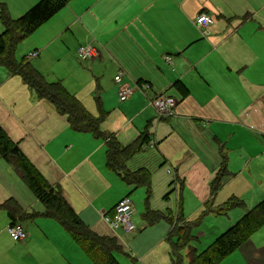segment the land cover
Wrapping results in <instances>:
<instances>
[{
    "label": "crops",
    "instance_id": "0c3cea01",
    "mask_svg": "<svg viewBox=\"0 0 264 264\" xmlns=\"http://www.w3.org/2000/svg\"><path fill=\"white\" fill-rule=\"evenodd\" d=\"M4 1L12 4L11 0L0 3L6 4ZM15 1L25 9L22 14L39 2ZM61 11L68 16L58 18L56 30L49 28L51 37L47 42L58 41L66 49L79 37L76 29H82L86 40L94 36L104 50L88 62L94 61L95 66L97 59H104L107 68L114 71V81L119 71L123 72L122 81H115V97L130 103L131 115L122 117L116 127L105 124L102 129L113 133L122 145L148 131L151 140L128 163L132 169L143 168L150 173V188L142 186L147 188L145 209L169 210L173 223L166 219L169 226L156 227L160 220L145 223L135 238L137 245L142 243L138 248L135 239L124 241L116 235L117 229L103 220V212L107 211L101 212V219L92 216L85 207L103 193L105 181L110 183L113 175L120 177L106 165L105 141L100 138L103 143L92 142V133L72 129L52 102L39 97L19 75L8 72V76L21 79L16 78V86L20 87L8 92L0 87V126L87 225L100 235L116 236L124 249L122 241L129 244L131 255H127L125 264H173L172 241L177 237L168 238L173 226L178 225L173 212L214 214L228 210L225 206L233 197L252 203L264 199V0H69ZM200 13L214 20L207 32H202L195 24L196 18H192ZM166 56L171 57L170 61ZM123 84L133 89L125 101L120 99ZM148 85L150 88L145 90ZM159 93L177 99L174 117H160L150 104ZM68 131L77 136L62 137L69 135ZM82 137L91 142L83 143ZM7 162L11 177L20 179V188L22 182L28 186ZM169 168L174 174L167 172ZM220 169L228 174L213 191L212 183ZM153 189L163 197L152 199ZM11 198L26 213L17 219L28 232L26 240L19 242L23 247L30 246L35 237L46 236L42 228L34 226L33 231L35 218L40 223L46 218L58 222L44 215L45 210H35L43 205L37 197L35 209L25 208L0 180V205ZM0 218L10 221L4 208H0ZM263 225L235 249L246 264H264ZM191 244L195 247L193 241ZM149 249L155 252L152 261L144 260L145 255L136 257ZM4 253L0 246V264H18L10 257L2 259ZM187 253L185 248V264L189 262ZM28 263L75 264L66 256L54 259L34 255L27 257Z\"/></svg>",
    "mask_w": 264,
    "mask_h": 264
},
{
    "label": "trees",
    "instance_id": "16d2710c",
    "mask_svg": "<svg viewBox=\"0 0 264 264\" xmlns=\"http://www.w3.org/2000/svg\"><path fill=\"white\" fill-rule=\"evenodd\" d=\"M68 1L39 0L18 18H13L7 6L0 3V19L4 26V31L0 34V66H3L9 75H19L24 83L34 90L39 97L52 102L56 110L66 117L72 129L92 133L95 137L102 138L106 144V165L110 170L115 171L130 185L150 188L149 171L143 168L132 169L128 163L132 157L141 151L142 145L151 140L148 131L138 136L132 143L122 145L113 133H108L101 127L108 112L103 110L100 96L95 97L100 112V116H97L61 81L47 80L45 75L35 68L27 57L22 60L16 58L17 45L61 10ZM0 156L6 158L14 166L18 175L44 205V215L52 217L62 224L94 264H121L115 256L116 251H124L118 238L113 235H100L87 225L64 198L60 190L46 180L1 126ZM218 174L212 183L213 191L221 186L222 179L228 173L226 170L220 169ZM240 203L233 197L228 201L225 208L229 209ZM0 208L7 211L10 223L26 216L20 204L13 198L0 205ZM162 218H165L170 224L173 223V217H167L158 210H152L149 206L143 214V219L147 224H154ZM263 224L264 199L202 251H197L191 244L194 237L190 231V225L185 227L175 225L168 234L170 240L175 236L177 237L175 242L172 241L173 264H185V257L182 254L185 248H188L187 257L189 258V262L186 264H217L247 241L252 233Z\"/></svg>",
    "mask_w": 264,
    "mask_h": 264
},
{
    "label": "rangeland",
    "instance_id": "374dc122",
    "mask_svg": "<svg viewBox=\"0 0 264 264\" xmlns=\"http://www.w3.org/2000/svg\"><path fill=\"white\" fill-rule=\"evenodd\" d=\"M11 1L12 4L10 2H4L6 3L5 5L7 6L11 16L13 18H18L25 11V9L23 10L15 0ZM60 11L45 21L32 34L27 36L17 45L15 52L16 58L18 60H22L23 58L28 57L32 65L43 73L47 80L61 81V83L70 92L77 95V97L92 113H97V116H100V112L95 97L100 96L102 108L104 111L108 112L102 124V128L105 124L116 127L119 125V122H121L122 117H129L131 115L129 114L131 113V109L129 108L131 105L129 102L122 103L120 102L119 97H115L116 84L114 81V71L111 68H107V64L104 59H97L98 64L94 66V61L88 63L82 62L78 55L80 45L77 41L83 42L86 46L91 44L103 52L104 50L100 41L94 38V36L86 40V32L82 29H76L75 34H78L79 37L76 36L77 39L74 38L66 49L63 48L61 43L58 41H50V43L47 42L51 37L49 28L52 27L51 29L56 30L58 18L68 16L66 11ZM192 18H196V16H193ZM3 31L4 26L0 19V34ZM36 49L40 52L39 57L30 58V52ZM104 57L106 58L105 54ZM16 78L21 80L19 77L12 78L8 76L5 68L0 66V87H2L4 91L8 92L10 89L16 90L20 87V84L16 86ZM123 105L128 108L126 109ZM68 132L69 135L68 133L67 135L65 133L62 137H65V139H71L72 136H77L73 131ZM82 138H84L83 143L91 142L86 137ZM90 138L93 140L92 142L103 143L102 139H96L93 135ZM113 173L115 174V172ZM217 175L219 174L217 173ZM115 176L116 178L114 179L113 177ZM113 177L110 178V183L107 181L104 182L107 186L101 187L103 193L100 194V196H97L93 204L88 206L83 205L84 207L86 206V210L91 212L92 216H98L101 219L102 211H111L120 199L128 196L135 206L136 211L133 216V222L137 227V231L127 232L120 228L117 229V231L115 230V232L116 235L123 237L124 241L130 243L131 240L138 237L139 231L146 223L143 219V214L145 212L147 188L142 186L135 187L134 185L127 184L117 175H113ZM0 180L12 189L16 198L21 199L25 208L35 209L36 204H39L37 203L35 194L25 183L22 182L24 185L20 188V179H14L11 177L9 163L5 159L0 160ZM161 183L165 186L164 182L161 181ZM158 197L162 198L163 195L158 196L153 189L152 199L156 200ZM237 199L242 200V205L234 206L224 212L205 214L194 213L187 210L183 213V217H181V214H176L175 211L173 212L174 219L178 222L177 224L179 227L190 225V231L194 237V245L198 250L202 251L209 247L216 240L218 235L225 232L232 226L233 223L235 224L243 213L245 214L250 211L256 203H259V200L252 203L249 199ZM42 206L43 205L41 204L38 205L35 210L37 212L41 209L44 210V207ZM79 208H82V205H79ZM96 209L98 210V213ZM236 210H239V212H237L240 214L239 216L236 215ZM159 212L167 217L172 216V212L169 210L161 209ZM37 219L39 218H35L34 223H32L33 231L34 226L42 228L46 236L38 238L35 237L34 242L30 246L23 247V245L13 239L8 233L7 228L10 221L5 222L4 219L0 218V246L3 250H5V253L1 255L2 259L5 258L7 260L10 257L11 259L16 260L18 264H27V257H29V255L54 259H62L66 256L71 258L75 264H93L85 252L73 241L62 225L49 218L40 219L41 222L45 223H40L36 221ZM27 222L28 224L30 223L29 221ZM157 224L158 225L156 227L161 226L162 224H167L169 226L165 218H162ZM261 233L262 231H260V234ZM124 241H122L125 245L124 251L115 252V256L121 264L126 263L128 254L131 255L128 248L129 244L126 245ZM137 241L138 240L135 239L134 243H136V247L139 248L142 246V243L137 245ZM127 249L128 251L126 253L125 251ZM143 255H145L144 260H147V262H150L155 258V252L151 249L145 252H139L136 257L140 259ZM217 264H246V261L239 250H233L228 257L220 260Z\"/></svg>",
    "mask_w": 264,
    "mask_h": 264
},
{
    "label": "built area",
    "instance_id": "2783aa9c",
    "mask_svg": "<svg viewBox=\"0 0 264 264\" xmlns=\"http://www.w3.org/2000/svg\"><path fill=\"white\" fill-rule=\"evenodd\" d=\"M214 23L213 18L206 14L200 13L195 20L196 26L202 30V32H207L208 27ZM78 55L82 62H88L100 57V51L93 45H82L78 49ZM38 56V51L34 50L30 53L29 57L34 58ZM165 59L170 61L171 57L166 56ZM122 71L115 76V81L120 83L122 81ZM149 85L145 88L148 90ZM133 94V89L129 85L122 86L120 93L121 101L129 99ZM150 104L155 109L160 117L171 118L176 115V107L178 101L174 96L168 95L166 93L156 94L151 100ZM169 174H174L173 169L169 168L167 170ZM135 206L129 197H124L120 199L110 212H103V219L106 221L113 229L122 228L127 232L137 231V227L133 222V216L135 214ZM9 235L18 242H23L28 237L27 229L23 222L16 220L8 225Z\"/></svg>",
    "mask_w": 264,
    "mask_h": 264
}]
</instances>
